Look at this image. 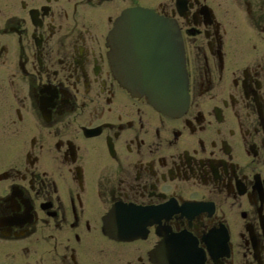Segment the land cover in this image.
Masks as SVG:
<instances>
[{"label":"flooded vegetation","instance_id":"flooded-vegetation-1","mask_svg":"<svg viewBox=\"0 0 264 264\" xmlns=\"http://www.w3.org/2000/svg\"><path fill=\"white\" fill-rule=\"evenodd\" d=\"M137 7L182 112L124 86ZM0 264H264V0H0Z\"/></svg>","mask_w":264,"mask_h":264},{"label":"water","instance_id":"water-1","mask_svg":"<svg viewBox=\"0 0 264 264\" xmlns=\"http://www.w3.org/2000/svg\"><path fill=\"white\" fill-rule=\"evenodd\" d=\"M157 13L151 9L137 7L124 12V23L118 24L112 30L111 45L121 51L131 60L127 69L126 86L137 94L146 95L158 109L176 114L188 106V78L184 66L183 48L177 40L171 41V48L162 42L140 41V24L153 27L159 26ZM157 25V26H156ZM174 37V36H173ZM167 43V42H166ZM121 47V48H120ZM117 62V55H115Z\"/></svg>","mask_w":264,"mask_h":264}]
</instances>
